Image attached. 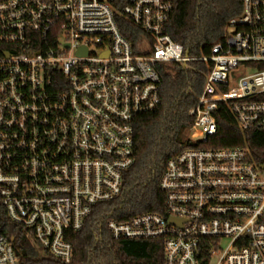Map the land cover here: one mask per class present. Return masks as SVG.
<instances>
[{
  "label": "built area",
  "instance_id": "1",
  "mask_svg": "<svg viewBox=\"0 0 264 264\" xmlns=\"http://www.w3.org/2000/svg\"><path fill=\"white\" fill-rule=\"evenodd\" d=\"M177 2L0 0V199L38 251L72 261L69 233L123 191L135 120L161 102L159 66L197 59L166 32ZM202 59L191 132L159 183L164 212L107 228L161 240L164 264H264V152L214 144L223 107L264 130V0H243ZM0 264H20L1 224Z\"/></svg>",
  "mask_w": 264,
  "mask_h": 264
},
{
  "label": "trees",
  "instance_id": "2",
  "mask_svg": "<svg viewBox=\"0 0 264 264\" xmlns=\"http://www.w3.org/2000/svg\"><path fill=\"white\" fill-rule=\"evenodd\" d=\"M242 5L243 0H178L166 32L197 59L186 67L172 62L159 66L161 102L135 120V163L125 172L123 191L96 205L82 228L69 233L74 253L70 263L38 251L31 231L7 216L0 199V224L20 264H164L161 240L114 239L107 222L128 220L143 212H164L165 195L159 183L167 161L181 151L193 124L189 109L202 93L211 67L202 57L224 39L229 20L240 15ZM133 28L122 19L123 33L135 42L130 34ZM217 117L215 145L249 146L255 154L264 152V130H240L224 107Z\"/></svg>",
  "mask_w": 264,
  "mask_h": 264
},
{
  "label": "rangeland",
  "instance_id": "3",
  "mask_svg": "<svg viewBox=\"0 0 264 264\" xmlns=\"http://www.w3.org/2000/svg\"><path fill=\"white\" fill-rule=\"evenodd\" d=\"M235 85H237V83H235ZM191 131H189V129L186 131V137L190 134ZM33 252V251H31Z\"/></svg>",
  "mask_w": 264,
  "mask_h": 264
},
{
  "label": "water",
  "instance_id": "4",
  "mask_svg": "<svg viewBox=\"0 0 264 264\" xmlns=\"http://www.w3.org/2000/svg\"><path fill=\"white\" fill-rule=\"evenodd\" d=\"M170 220H171V221H174V219H172V218H171Z\"/></svg>",
  "mask_w": 264,
  "mask_h": 264
}]
</instances>
